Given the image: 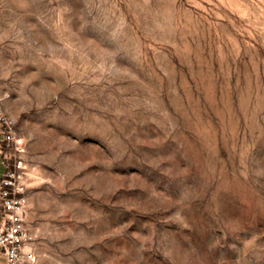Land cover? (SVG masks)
<instances>
[{
	"label": "rangeland",
	"instance_id": "374dc122",
	"mask_svg": "<svg viewBox=\"0 0 264 264\" xmlns=\"http://www.w3.org/2000/svg\"><path fill=\"white\" fill-rule=\"evenodd\" d=\"M0 112L36 264H264V0H0Z\"/></svg>",
	"mask_w": 264,
	"mask_h": 264
},
{
	"label": "built area",
	"instance_id": "2783aa9c",
	"mask_svg": "<svg viewBox=\"0 0 264 264\" xmlns=\"http://www.w3.org/2000/svg\"><path fill=\"white\" fill-rule=\"evenodd\" d=\"M5 127V146L2 162L5 171L0 178V246L3 248L5 264H36V253L32 246V234L26 224V185L20 153L24 150L22 138L12 129V120L0 113Z\"/></svg>",
	"mask_w": 264,
	"mask_h": 264
},
{
	"label": "crops",
	"instance_id": "0c3cea01",
	"mask_svg": "<svg viewBox=\"0 0 264 264\" xmlns=\"http://www.w3.org/2000/svg\"><path fill=\"white\" fill-rule=\"evenodd\" d=\"M5 143H6L5 142V127L0 120V178L3 174V172L5 171V166L2 162V150L5 146ZM1 221H2V214H1V210H0V224H1ZM5 261H6V259H5L4 253H3V248H2V246H0V264H5Z\"/></svg>",
	"mask_w": 264,
	"mask_h": 264
}]
</instances>
